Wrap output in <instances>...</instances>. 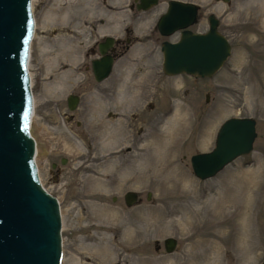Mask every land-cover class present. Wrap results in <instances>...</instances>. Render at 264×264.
Here are the masks:
<instances>
[{
	"label": "rangeland",
	"instance_id": "obj_1",
	"mask_svg": "<svg viewBox=\"0 0 264 264\" xmlns=\"http://www.w3.org/2000/svg\"><path fill=\"white\" fill-rule=\"evenodd\" d=\"M135 1L31 0L30 127L40 181L60 204V264H259L264 0H185L199 6L191 30H207L213 12L231 44L209 77L164 73L161 42L179 36L156 27L168 0L147 10ZM106 36L117 57L97 81L91 59ZM69 93L79 96L72 110ZM232 115L256 119L253 149L198 179L191 154L210 150ZM127 190L136 203L126 205ZM165 237L177 239L171 252Z\"/></svg>",
	"mask_w": 264,
	"mask_h": 264
},
{
	"label": "water",
	"instance_id": "obj_2",
	"mask_svg": "<svg viewBox=\"0 0 264 264\" xmlns=\"http://www.w3.org/2000/svg\"><path fill=\"white\" fill-rule=\"evenodd\" d=\"M157 3L139 0L137 8L147 9ZM198 7L192 1L168 0L157 19L161 35L179 34L175 40L161 42L162 70L168 75L212 76L231 53L215 13L207 15V30H191ZM33 31L31 0H0V264H60L62 254L60 204L40 181L34 157L36 141L30 128L33 98L28 58ZM113 42V37L106 36L98 43L99 55L91 59L97 81L108 77L113 69L114 56L108 51ZM66 102L72 110L79 96L69 93ZM256 133L253 116L225 118L214 146L191 154L194 175L200 180L210 178L238 156L249 153ZM138 200L137 191L124 193L126 205ZM163 245L171 252L177 239L165 237ZM259 264H264V259Z\"/></svg>",
	"mask_w": 264,
	"mask_h": 264
},
{
	"label": "bare ground",
	"instance_id": "obj_3",
	"mask_svg": "<svg viewBox=\"0 0 264 264\" xmlns=\"http://www.w3.org/2000/svg\"><path fill=\"white\" fill-rule=\"evenodd\" d=\"M134 93V92H133ZM148 94V93H147ZM130 96V95H129ZM128 98V97H127ZM178 108V107H177ZM184 110V109H183ZM176 112H178V111H176ZM183 113V112H182ZM33 118L31 117V120H32ZM175 120V119H174ZM175 122V121H174ZM186 122V121H185ZM30 124H31V122H30ZM169 125V124H168ZM31 126V125H30ZM169 126H171V125H169ZM31 128V127H30ZM169 128V127H168ZM172 128V127H171ZM165 129H167V128H165ZM170 130V129H169ZM31 132H32V134H33V131H32V129H31ZM109 134V133H108ZM166 134V133H165ZM33 136H34V134H33ZM106 136V135H105ZM104 136V137H105ZM34 138H35V136H34ZM37 138V137H36ZM35 138V141H36V145H37V139ZM167 138V137H166ZM154 139V138H153ZM165 140V139H164ZM107 141V140H106ZM150 141V140H149ZM166 141V140H165ZM153 142V141H152ZM155 143V142H154ZM38 146V148H39V145H37ZM37 146H36V150H37ZM35 156H36V151H35ZM34 156V157H35Z\"/></svg>",
	"mask_w": 264,
	"mask_h": 264
},
{
	"label": "flooded vegetation",
	"instance_id": "obj_4",
	"mask_svg": "<svg viewBox=\"0 0 264 264\" xmlns=\"http://www.w3.org/2000/svg\"><path fill=\"white\" fill-rule=\"evenodd\" d=\"M136 5H137V2L135 1L134 3H132L131 4V6H135L136 7ZM137 8V7H136ZM148 9V8H147ZM147 9H141V10H147ZM115 45H116V42L114 43ZM114 48V47H113ZM111 53H112V55L114 56V60H115V58L117 57L116 56V53H114L113 52V50H111Z\"/></svg>",
	"mask_w": 264,
	"mask_h": 264
}]
</instances>
